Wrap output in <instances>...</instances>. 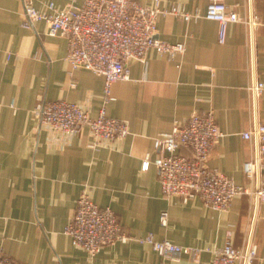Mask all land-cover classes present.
Wrapping results in <instances>:
<instances>
[{
  "label": "crops",
  "instance_id": "1",
  "mask_svg": "<svg viewBox=\"0 0 264 264\" xmlns=\"http://www.w3.org/2000/svg\"><path fill=\"white\" fill-rule=\"evenodd\" d=\"M34 1L40 7L71 0ZM208 2L159 0L168 12L158 17V36L183 41L186 50L171 59L151 48L144 61L130 60V78L114 83L115 99L106 104L107 114L127 120L130 132L94 149L87 127L77 134L53 131L40 126L34 108L66 99L96 116L104 105V77L71 66L67 38L48 34L44 20L24 27L22 0H0V250L24 264H206L232 234L237 247L252 236L258 244L253 264H264V204L253 194L236 196L220 211L198 196L164 197L158 167L141 168L147 152L158 154L156 136L196 109L213 110L223 134L208 164L251 185L243 165L253 148L243 132L264 123V92L255 99L248 90L264 81V25L251 30L232 22L221 43L216 20H185L172 12H205ZM227 3L241 15L254 10L264 22V0ZM84 190L97 204L111 206L129 233L153 232L157 239L200 248L198 258L190 252L162 255L138 241L117 242L90 256L64 232ZM165 210L167 224L161 222Z\"/></svg>",
  "mask_w": 264,
  "mask_h": 264
},
{
  "label": "built area",
  "instance_id": "2",
  "mask_svg": "<svg viewBox=\"0 0 264 264\" xmlns=\"http://www.w3.org/2000/svg\"><path fill=\"white\" fill-rule=\"evenodd\" d=\"M23 26L33 27L39 20L48 26V34H60L68 40L66 61L74 67L82 66L104 77V105L93 116L82 104L66 99L45 100L34 108L40 126L51 130L77 134L84 127L89 129L90 148H99L107 142L126 137L127 120L107 114L106 104L115 99L113 85L130 78V60H145L151 48L167 54L171 59L186 50L183 41L170 42L158 36V17L168 10L159 5H146L138 0H71L64 6L55 1H45L38 7L34 0H22ZM172 12L185 20L205 17L219 24L218 40L226 42L228 27L232 22L244 23L253 30L264 25L254 10L243 15L227 0H209L205 12L173 8ZM251 32V31H250ZM253 98L264 92V81L257 80L248 86ZM213 110H194L184 122L154 138L156 156L147 152L142 170L152 164L159 170L162 194L166 198L179 196L184 201L200 197L216 210H228L233 199L243 193L253 194L264 204V123L253 122L243 132L252 143V154L243 168L251 185L237 183L231 176L208 164L213 149L222 136ZM186 150V152H182ZM168 211L161 214L167 224ZM64 232L72 243L95 256L105 246L117 242L138 241L147 243L162 255L175 256L190 252L197 259L200 248L186 247L169 239H157L153 232L145 235L129 233L111 206L97 204L89 190L79 196L74 213ZM212 259L206 264H253L258 255V244L252 236L243 246L237 247L229 234L225 244L214 249ZM0 264H24L0 250Z\"/></svg>",
  "mask_w": 264,
  "mask_h": 264
}]
</instances>
